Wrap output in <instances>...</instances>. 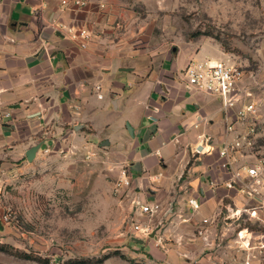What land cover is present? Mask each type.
I'll list each match as a JSON object with an SVG mask.
<instances>
[{"label":"crops","instance_id":"0c3cea01","mask_svg":"<svg viewBox=\"0 0 264 264\" xmlns=\"http://www.w3.org/2000/svg\"><path fill=\"white\" fill-rule=\"evenodd\" d=\"M86 1L0 0V175L29 167L45 149L109 141L129 169L134 199L167 213L156 214L154 235L134 236L121 253L93 264H244L246 255L224 249L239 241L225 237L237 215L253 207L237 185L227 187L231 172L220 168L218 150L229 136L222 102L190 87L183 73L191 61L227 62V55L212 41L194 51L138 49L115 31L102 2ZM71 27L88 29L86 47L71 39ZM199 144L212 150L197 153ZM245 229L253 244L264 240V228L241 225L235 233ZM262 250L251 251L253 264L264 262ZM10 256L0 250V264Z\"/></svg>","mask_w":264,"mask_h":264},{"label":"rangeland","instance_id":"374dc122","mask_svg":"<svg viewBox=\"0 0 264 264\" xmlns=\"http://www.w3.org/2000/svg\"><path fill=\"white\" fill-rule=\"evenodd\" d=\"M89 1L105 4L102 9L108 8L115 31L138 49L194 51L203 41L219 44L226 61L244 70L243 84L251 92L248 100L258 107L247 124H239L229 134L235 138L250 132L251 141L236 152V163L256 164L264 173V0ZM112 154L107 145L73 141L45 149L25 169L0 175V242L50 264L121 253L138 236L132 226L151 225L156 215L135 213L131 185H119L124 165ZM246 198L250 207L258 209L259 200ZM259 210L264 213V206ZM157 213L163 217L167 211ZM237 216L226 233L229 239L238 238L235 230L241 225L264 228L262 220L251 223L248 212ZM234 243L225 252L232 250L243 260L246 252L240 241ZM8 259V264H36Z\"/></svg>","mask_w":264,"mask_h":264},{"label":"built area","instance_id":"2783aa9c","mask_svg":"<svg viewBox=\"0 0 264 264\" xmlns=\"http://www.w3.org/2000/svg\"><path fill=\"white\" fill-rule=\"evenodd\" d=\"M61 2L65 7H85L87 4L86 0H61ZM103 7H105V4H101V8ZM69 33L71 39L81 47H86L91 37L90 32L85 27H71ZM183 73L190 87L216 96L221 100L227 134L235 133L239 124H247L248 120H251L250 116L256 113L258 109L257 103L248 100L251 92L243 84L245 72L239 66L231 65L225 61H191L184 68ZM249 124L251 126L253 123L250 122ZM249 129L254 131L253 127ZM249 134L250 132L244 137L241 134H237L235 138L227 135L220 144L218 154L220 157V168L231 172L227 187L232 188L238 184L243 194L249 198L259 200L260 206L258 209H252L250 216L261 220L259 219L258 212L264 206V173L262 172V168L256 164L244 165V162L241 164L236 163V152L244 147V142L251 141L248 136ZM230 136L233 140L229 139ZM205 143H208V139H205ZM247 144L249 145L250 143ZM199 145H201V149L196 147L195 151L197 153L208 152L204 150V145ZM246 177L250 181L243 182ZM119 185H131L130 173L127 166L122 168ZM188 202L193 212L200 208V204L196 198H190ZM133 205L136 207V214L146 215L149 218L155 216L160 211L158 203L142 202L139 199H134ZM206 221L204 220V222ZM132 230L136 235L148 237L151 235L152 227L149 224L136 223L132 226ZM253 238V232L249 229L238 232L240 248L246 252L244 264H253L252 258L256 257V255L251 254L253 249H264V240L258 238L256 244H253Z\"/></svg>","mask_w":264,"mask_h":264},{"label":"trees","instance_id":"16d2710c","mask_svg":"<svg viewBox=\"0 0 264 264\" xmlns=\"http://www.w3.org/2000/svg\"><path fill=\"white\" fill-rule=\"evenodd\" d=\"M196 35H199V33H196ZM212 35V34H209ZM190 166V164L188 165ZM0 250L16 256L18 258H22V259H27V260H34L37 261L39 263L42 264H50V260L45 259V258H41L39 256H36V254L32 253V252H22V253H18L17 251H12L8 246L4 245V244H0ZM110 255V254H109ZM109 255H106L102 258H100L99 260H93V259H79V260H71L70 262H67L65 264H93V263H101L104 258L108 257Z\"/></svg>","mask_w":264,"mask_h":264},{"label":"water","instance_id":"95a60500","mask_svg":"<svg viewBox=\"0 0 264 264\" xmlns=\"http://www.w3.org/2000/svg\"><path fill=\"white\" fill-rule=\"evenodd\" d=\"M127 128L129 130L130 134L133 135V129L130 126H127ZM108 144H109V141L103 142V145H108ZM38 149H39V146H34L31 149H29V151L27 152V157L29 160H32L35 157V153L37 152ZM199 149H201V148H199ZM151 235H154V234H151ZM134 239L141 241L140 239H137V238H134Z\"/></svg>","mask_w":264,"mask_h":264},{"label":"bare ground","instance_id":"6f19581e","mask_svg":"<svg viewBox=\"0 0 264 264\" xmlns=\"http://www.w3.org/2000/svg\"><path fill=\"white\" fill-rule=\"evenodd\" d=\"M210 149H211V147L209 145H206L204 148V150H206V151H209Z\"/></svg>","mask_w":264,"mask_h":264}]
</instances>
